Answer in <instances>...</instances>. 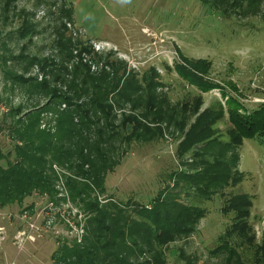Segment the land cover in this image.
Returning a JSON list of instances; mask_svg holds the SVG:
<instances>
[{
    "label": "rangeland",
    "instance_id": "1",
    "mask_svg": "<svg viewBox=\"0 0 264 264\" xmlns=\"http://www.w3.org/2000/svg\"><path fill=\"white\" fill-rule=\"evenodd\" d=\"M80 43L91 54L80 55ZM183 57L208 61L204 79L218 87L202 91L183 79L176 69ZM79 59L95 74L125 73L122 80L127 77L143 88L128 91V98L109 96L116 128L108 139V155L116 164L99 200L151 206L157 197H171L206 210L193 233L162 248L145 244L124 254L135 264L154 256L164 264H264V142L245 139L223 153L219 143L205 147L186 141L190 127L209 109L223 110L221 116L211 113L213 136L231 141L228 98L248 111L264 104V0H0L3 152L14 147L8 127L17 119L16 109L24 114L48 101L33 80L22 83L13 74L74 92L75 81L81 80V74L74 79ZM132 113L143 115L150 139L126 138L130 129L120 123ZM42 118V128L49 122L54 126L52 113ZM160 126L162 133L156 129ZM235 152L239 160L236 167L230 164L231 173L241 176L235 184L229 180L201 193L182 176L195 174L217 157L227 161ZM53 168L58 179L52 197L35 192L22 204L0 209V228L6 229V234L0 229V264H53L59 244L80 242L86 234L89 214L66 184L74 171L56 163ZM244 193L252 199L247 233L252 243L242 242L238 233L227 234L235 211H223L228 199ZM228 246L233 252L226 251Z\"/></svg>",
    "mask_w": 264,
    "mask_h": 264
},
{
    "label": "trees",
    "instance_id": "2",
    "mask_svg": "<svg viewBox=\"0 0 264 264\" xmlns=\"http://www.w3.org/2000/svg\"><path fill=\"white\" fill-rule=\"evenodd\" d=\"M78 48L80 55L85 51L91 54L90 49L81 43ZM70 57L72 55L67 56L66 63L71 61ZM79 61L73 66L77 74L74 79L81 74L80 82L74 80V92H60L52 89L47 80L36 82L35 78L27 79L22 74H13L12 77L22 83L33 80L34 87L42 89L48 101L24 114L20 108L15 111L17 119L8 127L9 136L14 142L13 150L5 153L0 148V209L14 203L22 204L35 192L52 197L58 179L53 165L56 163L66 167L74 171V177L66 176L70 196L79 198L89 216L86 219V234L80 242L65 241L59 244L52 255L53 264H135L132 258L124 254L125 251L132 248L138 251L145 244H157L162 248L181 236L193 233L206 210L197 205H186L176 197H157L151 206L131 201L122 204L99 200L97 194L106 191V177L116 164L115 159L108 155V139L116 128L111 120L114 105L110 103L109 96L118 94L128 98V91L143 88L127 77L122 80L125 73L120 75L102 70L95 74L91 66L84 64L82 59ZM182 61L176 65V69L187 82L202 91L218 87L204 79L203 73L210 67L208 61L186 57ZM64 67L69 69V65ZM63 104L66 107L62 109ZM209 110L190 127L187 144L203 143L205 147H215L219 143L223 146L219 150L225 153L229 148H239L245 139L260 138L264 142V104L248 111L237 100L228 98V115L232 124L229 133L232 138L226 143L213 136L214 120H211V113L221 116L223 110ZM44 113L54 115V126L49 127V122L42 128ZM123 116L120 124L130 129L126 136L129 141L151 138V128L142 121L143 115L132 113ZM156 129L161 133L163 131L161 126ZM232 155L227 161L217 157L214 163L206 164L195 174L183 173L182 176L189 180L190 188L201 193L210 186L228 184L229 180L235 184L241 176L238 172V177L231 173V165L236 167L239 154L235 152ZM204 180L206 183L202 182ZM251 206L252 199L246 193L232 196L223 206L226 213L235 211L227 234L238 233L244 243H252V238L247 237ZM30 207L33 209V206ZM79 224L77 221L76 225ZM226 248V251L233 252L232 246ZM157 257L138 264H164Z\"/></svg>",
    "mask_w": 264,
    "mask_h": 264
},
{
    "label": "built area",
    "instance_id": "3",
    "mask_svg": "<svg viewBox=\"0 0 264 264\" xmlns=\"http://www.w3.org/2000/svg\"><path fill=\"white\" fill-rule=\"evenodd\" d=\"M24 217H26V216L24 215ZM0 229H2V231H3L4 234H6V229H5V227H2V228H0ZM4 234H3V235H4ZM3 235L1 236L2 241H4V240H5V237H6V236H3Z\"/></svg>",
    "mask_w": 264,
    "mask_h": 264
}]
</instances>
